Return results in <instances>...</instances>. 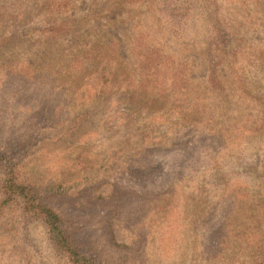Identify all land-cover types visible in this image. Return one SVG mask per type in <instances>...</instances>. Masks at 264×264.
<instances>
[{
  "label": "rangeland",
  "instance_id": "rangeland-1",
  "mask_svg": "<svg viewBox=\"0 0 264 264\" xmlns=\"http://www.w3.org/2000/svg\"><path fill=\"white\" fill-rule=\"evenodd\" d=\"M34 1L0 0V154L18 167V182L51 179L60 196L47 205L97 264H264V77L245 61L264 52V2L70 0L48 18L73 28L49 37L29 33L44 28ZM217 24L241 41L237 64L258 101L214 66ZM96 41L115 43L128 67L135 46L159 51L180 67L190 96L207 101L205 119L195 123L186 109L178 116L159 98L152 117L122 121L116 89L77 93L80 79L58 68ZM58 103L61 116L45 117ZM42 120L23 154L28 129ZM5 168L0 162V202ZM14 211L0 210V264H68L39 221L14 235Z\"/></svg>",
  "mask_w": 264,
  "mask_h": 264
},
{
  "label": "trees",
  "instance_id": "trees-1",
  "mask_svg": "<svg viewBox=\"0 0 264 264\" xmlns=\"http://www.w3.org/2000/svg\"><path fill=\"white\" fill-rule=\"evenodd\" d=\"M262 2L264 0H256L257 4ZM70 5V0H35L34 3L29 5V9L38 12L41 16L40 24L44 28L43 30L31 29L29 33L36 32L38 35L45 34L49 37H54L58 33H69L73 27L67 26L68 22L67 24L58 23L48 17L65 13ZM197 5L198 3L194 4V8ZM108 9L109 5L102 6L103 12L108 11ZM262 9L264 8L262 7ZM30 11L23 10L21 16L27 15ZM189 11H192V8H186V12ZM178 26L179 23L176 27ZM212 36L210 47L214 66H223L231 70L237 92L243 97H249L252 101H258L259 98L253 96L250 88L248 89L249 86L245 83L244 78L247 72L242 68L243 64H237V56L245 55L239 50L241 49V41L234 40L232 35L224 32L219 24L211 29ZM142 51V46L133 48L138 60L133 63L132 67H128L125 60L121 58L119 47L115 43L96 41L87 50L79 52L75 60L62 68H58V70L61 75L77 76L76 78L80 79V85L75 88L77 93L81 92L83 94L87 90L102 91L105 89H116L117 92H120L117 93L114 100L115 104L125 106L124 111L120 113L122 121L130 122L132 115L138 116L139 119L143 113V118L152 117L149 113L162 109L156 108L155 111H151L148 107L158 103L159 98L166 99L165 105L168 104L170 111H177L178 116L182 115L183 109H186L192 113L195 123L204 120L209 104L200 96H190L186 89L187 83L182 81L183 73L179 69L180 67L167 64L163 60L165 58L162 59L159 51L153 50L145 55L142 54ZM255 55L252 57L248 55L245 61L250 66L256 65L264 77V52ZM80 97L82 98V95ZM170 97L172 99L167 103ZM39 99L45 100L43 97ZM136 105H140V107L135 108ZM60 106V103H58L52 111L43 108L42 110H45L44 116L58 118L61 116V112H57L56 109ZM68 106L67 103L66 107ZM200 111H203V113H200ZM37 115L38 112L33 113L29 122H32ZM209 121L207 120V123ZM44 122L45 120H42L28 129L30 133L24 144L23 154L27 153L31 146L35 144V141H31L33 138L31 135H33L32 133L36 134L35 131H38V127ZM142 131L144 134L145 129L143 128ZM0 162L6 167L5 179L1 187L3 199L0 202V210L6 206L8 208L14 207V212L20 217V223L17 219H11L8 223L11 230L15 232L14 235H18L19 231L24 229L30 222L39 221L45 228L47 239L54 253L60 256L61 259L67 260L68 264H97L93 258L88 257L82 246L76 244L67 235L62 218L47 205L46 201L49 198H53L55 195L56 197L60 196L57 192L58 187L51 182V179L48 178L44 184H40V181L38 183L27 181L20 183L18 182V167L12 164V160L0 154ZM97 199L99 200V198Z\"/></svg>",
  "mask_w": 264,
  "mask_h": 264
}]
</instances>
